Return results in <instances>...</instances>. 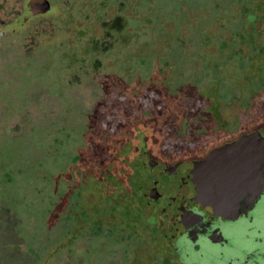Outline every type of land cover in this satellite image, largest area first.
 I'll list each match as a JSON object with an SVG mask.
<instances>
[{"label": "rangeland", "instance_id": "rangeland-1", "mask_svg": "<svg viewBox=\"0 0 264 264\" xmlns=\"http://www.w3.org/2000/svg\"><path fill=\"white\" fill-rule=\"evenodd\" d=\"M137 3L109 36L85 17L57 20L54 8L4 29L0 264H162L161 240L145 236L132 206L142 154L161 162L173 130L192 136L195 126H181L190 101L208 132L202 152L264 126L240 124L264 94L260 0ZM22 6L0 0V19Z\"/></svg>", "mask_w": 264, "mask_h": 264}, {"label": "flooded vegetation", "instance_id": "flooded-vegetation-1", "mask_svg": "<svg viewBox=\"0 0 264 264\" xmlns=\"http://www.w3.org/2000/svg\"><path fill=\"white\" fill-rule=\"evenodd\" d=\"M21 1L13 20L0 19V40L5 28L51 16L53 8L57 20L85 17L109 36L108 28H122L138 6V0H130V6H124L127 0H37L48 9L34 14L33 0ZM86 27L77 30L94 32L92 24ZM242 136L246 139L238 148H227ZM160 161L142 154L141 168L134 170L135 177L130 172L129 182L135 192L132 206L146 220L140 224L145 236L159 238L168 254L163 264H264V126L178 161Z\"/></svg>", "mask_w": 264, "mask_h": 264}, {"label": "trees", "instance_id": "trees-1", "mask_svg": "<svg viewBox=\"0 0 264 264\" xmlns=\"http://www.w3.org/2000/svg\"><path fill=\"white\" fill-rule=\"evenodd\" d=\"M253 1H255V0H253ZM257 7H260L259 10L257 9L259 13L256 12V16H257L256 20L257 19L259 20L262 16H264V13H262L263 11H261V7H264V0H260V3L257 4ZM261 95L263 97L260 99V101H258L256 103H252V105L248 107V111H246V112H248L249 118L247 119V121L240 123L241 127L250 126V125H252V124H254V123H256L259 120L264 118V94H261ZM200 114H201V111H199L196 108V106H194V104L190 101L185 108V117H186L185 119L186 120L181 124V126L186 125L187 127H190V125H193L196 127V128H194L195 132H193L192 136H190L188 133L182 132V133L178 134L177 133L178 130H175V131L173 130L172 134L176 135L177 137L174 138V140L170 141V143L166 141L168 144L164 143V146H166L168 148V150L163 149V148L160 149V154L161 153H168L167 151L171 150L170 151L171 153L169 154V156H167V157L163 156L166 160L174 161L178 158L186 157V156L193 154L195 152L202 151L200 149L203 147V143L200 141H202V139H204V137H208V132L207 133L205 132L203 134L202 133L203 131H200L198 129V125L201 122L202 123L204 122V120H202V118H201L202 115H200ZM113 117H116V115ZM136 117L138 118L140 116L132 115V117L129 119L130 122H127V123L129 124L131 122H134L135 120L138 121V119ZM211 120H212V118H211ZM208 122H211V121H208ZM116 123H119V122H116ZM139 124H140V122H138L137 126H139ZM116 127L117 126H115V128ZM124 128L125 127L119 128V129L123 130ZM111 137H112L111 139H113L116 143L117 136L112 135ZM149 139H152V141H154L153 131H152ZM215 140H218V138L208 141V143L205 145V146H207L206 148H208ZM190 143H193V145ZM190 145L193 147V151H191V153L189 150L187 151V149L189 148ZM162 264H163V262H162Z\"/></svg>", "mask_w": 264, "mask_h": 264}, {"label": "water", "instance_id": "water-1", "mask_svg": "<svg viewBox=\"0 0 264 264\" xmlns=\"http://www.w3.org/2000/svg\"><path fill=\"white\" fill-rule=\"evenodd\" d=\"M32 6H33V13L34 14H41V13H44L47 11L48 9V6H43V4L40 2V1H37V0H33L32 1ZM246 139V136H242L240 137L236 142L230 144L227 146L228 149L230 148H238L242 143L243 141ZM215 153V151L211 152L210 153V156H213V154ZM205 162V161H204ZM204 162L200 163V164H197L195 166H189L188 168L189 169H194V168H197L199 166H201Z\"/></svg>", "mask_w": 264, "mask_h": 264}]
</instances>
